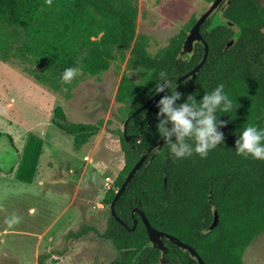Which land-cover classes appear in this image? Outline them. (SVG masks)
I'll list each match as a JSON object with an SVG mask.
<instances>
[{"label": "trees", "instance_id": "16d2710c", "mask_svg": "<svg viewBox=\"0 0 264 264\" xmlns=\"http://www.w3.org/2000/svg\"><path fill=\"white\" fill-rule=\"evenodd\" d=\"M138 2L51 0L46 4L45 0H0V60L18 66L65 100L73 96V89L82 81L99 78L116 62L126 61L127 71L116 100L122 104L124 129L132 137L127 140L123 129L125 163L114 180L115 187L105 194L104 203L109 206L142 152L163 138L157 125L164 116L156 113L157 102L165 93L154 102L160 71L176 79L199 63L205 50L203 42L196 41L192 52L181 54L197 20L193 16L165 47L151 53L148 34L137 33ZM215 11L221 13L219 20L210 15L201 27L209 45L208 58L196 75L177 82L180 97L174 103L186 102L189 95L199 102L222 83L234 102L229 112H213L222 140L203 158L195 153L175 158L166 141L152 148L115 204L116 214L126 225L110 209L103 233L84 224L68 234L80 238L95 231L112 242L117 256L110 264H163L162 250L153 246L142 217L132 213L136 207L142 208L154 227L194 246L206 264H246L247 248L264 232V160L245 158L235 151L245 126L254 123L264 127V0H223ZM231 39L234 43L227 47ZM67 67L79 69L68 84L61 79ZM54 123L72 137L75 152L97 135L102 125L101 120L68 121L62 105L54 110ZM8 138L12 141L11 136ZM171 140L176 142L175 134ZM31 143L28 152L31 148L34 163L39 153L38 149L34 152L35 147L32 150L33 139ZM216 209L219 222L209 230ZM135 219V229H128ZM163 239L168 246L167 264H199L188 249Z\"/></svg>", "mask_w": 264, "mask_h": 264}, {"label": "rangeland", "instance_id": "374dc122", "mask_svg": "<svg viewBox=\"0 0 264 264\" xmlns=\"http://www.w3.org/2000/svg\"><path fill=\"white\" fill-rule=\"evenodd\" d=\"M209 6L207 0H139L137 33L148 34V49L157 53ZM220 15L215 11L211 18L217 21ZM126 68V61L116 62L99 78L82 81L65 100L0 60V264H110L117 256L99 233L110 216L105 194L125 163L124 114L116 94ZM59 105L68 121H102L79 152L54 123ZM32 139V150L39 153L34 163L31 148L28 152ZM84 224L99 233L68 237ZM244 261L264 264V232L247 248Z\"/></svg>", "mask_w": 264, "mask_h": 264}, {"label": "clouds", "instance_id": "9594fccd", "mask_svg": "<svg viewBox=\"0 0 264 264\" xmlns=\"http://www.w3.org/2000/svg\"><path fill=\"white\" fill-rule=\"evenodd\" d=\"M45 3L51 4V0H45ZM78 72L79 69L75 67H67L63 70L61 79L66 84L71 83ZM169 77L170 73L160 71L159 82L155 87V93L169 90L157 102L159 112L156 115L164 116V119L159 121L157 130L160 136L165 138L169 151L175 158L189 157L194 153L202 158L206 157L222 140V134L217 131L215 124L217 117L213 112L217 109L229 112L233 109L234 102L224 91V85L220 83L199 102L193 95H189L186 102L177 105L174 103L180 97L177 79ZM168 123L172 125L170 129L166 127ZM173 134L176 142L171 140ZM235 151L237 155L245 158L251 156L264 160V127H258L254 123L245 126L239 133Z\"/></svg>", "mask_w": 264, "mask_h": 264}, {"label": "water", "instance_id": "95a60500", "mask_svg": "<svg viewBox=\"0 0 264 264\" xmlns=\"http://www.w3.org/2000/svg\"><path fill=\"white\" fill-rule=\"evenodd\" d=\"M222 1L223 0H214L213 2H211L210 6L200 15V17L197 18L196 22L191 26L190 31H189L188 35L186 36V39L183 43V49L181 51V54L184 55L186 53L192 52L194 49V44L196 41L203 42V44L205 46V50H204L203 58L201 59V61L199 63H197L192 69H190L186 73H183L182 75L177 76V78H176L177 82H180L184 79H187L190 76L196 75V73L205 64V62L208 58V54H209V45L206 42V40L204 39V36L202 34V31H201V27L207 21L208 17L213 13V11L218 8V6L220 5V3ZM230 1L231 0H228V2H230ZM233 43H234V39H231L227 43V47H230ZM166 90L167 89H165V92H166ZM165 92L156 93L154 95V102H157L158 99ZM144 106L140 107L137 110V112H139V110H141ZM126 124H127V122H126ZM124 135H125L127 140H129L132 137L131 135L127 134L126 129H124ZM165 141H166L165 138H162L160 141L155 143L152 147H150L149 149L142 152L141 157L135 163V165L132 167V169L129 171V173L127 174L125 180L123 181L121 187L116 191L115 197H114L109 209H111L112 215L118 221H120L122 224L126 225V223L116 214V210L114 209L117 200L124 193L128 184L132 181L133 177L135 176L137 171L140 169V167L143 165V163L148 159L150 151L152 150V148L162 146L165 143ZM210 202L213 203L212 198L210 199ZM132 213L133 214L138 213L142 217V220L147 227V232H148L149 238H150L153 246L157 249L162 250L161 262L163 264H167L169 262L168 246L164 242V239H163L164 237L169 238L171 241H173L177 245H180L181 247L188 249L191 252V254L197 258L199 264H206V262L204 261L202 256L198 253V251L194 248V246L183 242L182 240H180L178 237H176L175 235H173L171 233H168L166 231H163V230H160V229L154 227L150 223L148 217L146 216V214L144 213L142 208L136 207L135 209H133ZM218 222H219V214H218V210L216 209L214 211V219H213L212 223L208 226V229L209 230L214 229L217 226ZM136 224H137V219H135L134 225L132 227H128V229H131V230L135 229Z\"/></svg>", "mask_w": 264, "mask_h": 264}, {"label": "built area", "instance_id": "2783aa9c", "mask_svg": "<svg viewBox=\"0 0 264 264\" xmlns=\"http://www.w3.org/2000/svg\"><path fill=\"white\" fill-rule=\"evenodd\" d=\"M109 186V188L111 187L110 185H108Z\"/></svg>", "mask_w": 264, "mask_h": 264}]
</instances>
